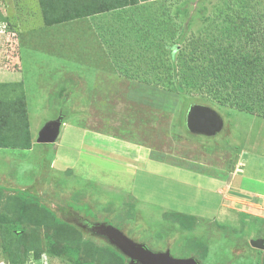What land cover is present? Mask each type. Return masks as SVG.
Returning a JSON list of instances; mask_svg holds the SVG:
<instances>
[{
  "label": "rangeland",
  "instance_id": "374dc122",
  "mask_svg": "<svg viewBox=\"0 0 264 264\" xmlns=\"http://www.w3.org/2000/svg\"><path fill=\"white\" fill-rule=\"evenodd\" d=\"M223 1L147 0L45 25L38 0H0V68L10 69L0 78L21 77L32 137L29 149L0 147V264H26L34 250L39 264H79L65 247L78 250L79 262L130 264L91 229L101 222L174 258L264 264V249L251 244L264 238V116L204 105L197 84L176 93L169 84L174 60H189L187 72L200 77L211 56L204 47L223 36ZM240 4L255 5L264 23V0ZM181 30L187 39L174 46ZM198 33L206 43L193 50ZM194 105L215 111L221 128L191 131ZM51 121L57 136L38 142ZM172 165L190 175L170 177ZM235 167L255 197L243 190L231 204L226 190L202 181Z\"/></svg>",
  "mask_w": 264,
  "mask_h": 264
},
{
  "label": "trees",
  "instance_id": "16d2710c",
  "mask_svg": "<svg viewBox=\"0 0 264 264\" xmlns=\"http://www.w3.org/2000/svg\"><path fill=\"white\" fill-rule=\"evenodd\" d=\"M142 1L147 0H38V3L43 23L53 25L126 8ZM240 3L241 0H225L221 3L223 7L220 10H225L223 28L220 25L223 36L212 40L204 47L211 56H206L209 58L208 63L207 66L201 67L200 77L196 78L193 72H187L191 68L187 65L189 60L181 65L177 64L178 60H174V64H171L172 75L169 84L174 86V93L182 90L186 85L189 88L197 84L204 94V105H210L213 102L228 104L234 108L264 116V64L261 62L264 60L262 57L264 23L257 15L261 10H257L255 5L246 6L247 9ZM205 6L208 5L205 4ZM241 8L244 10L241 11ZM209 18L211 17L208 16L205 19V24ZM5 19L6 17L0 14V20L4 22ZM187 34L184 35L181 30L173 41L185 42ZM233 36L236 37L235 42L232 40ZM225 39H229L230 42L222 46V41ZM204 43L206 41L200 40L199 33L191 35L189 40L193 50L194 45L196 48ZM168 49L174 50L175 47L169 45ZM191 55V58L194 57L193 54ZM7 90L10 91L7 92ZM31 145L32 137L21 82H0V147L29 149ZM34 251L35 256L38 257L40 253ZM64 253L79 264H88L79 262L78 250L65 247Z\"/></svg>",
  "mask_w": 264,
  "mask_h": 264
},
{
  "label": "water",
  "instance_id": "95a60500",
  "mask_svg": "<svg viewBox=\"0 0 264 264\" xmlns=\"http://www.w3.org/2000/svg\"><path fill=\"white\" fill-rule=\"evenodd\" d=\"M186 124L191 131L213 134L221 128L222 118L205 106L190 108ZM58 121L48 122L39 132L38 142H51L57 136ZM91 229L105 236L116 248L130 259V264H200L195 258H174L169 251L153 252L145 245L135 243L117 227L106 223H93ZM253 247L264 249V238L251 240Z\"/></svg>",
  "mask_w": 264,
  "mask_h": 264
},
{
  "label": "crops",
  "instance_id": "0c3cea01",
  "mask_svg": "<svg viewBox=\"0 0 264 264\" xmlns=\"http://www.w3.org/2000/svg\"><path fill=\"white\" fill-rule=\"evenodd\" d=\"M0 69H1L0 73L2 75H5L6 72L8 73L10 71V69H6V68L4 70L2 68H0ZM18 72H19L18 70L17 71L14 70V72L12 74L17 76L18 74H16V73H18ZM6 78H9V77L7 76ZM20 78L18 76H17V78L15 77L12 80H4L3 78H0V82H20L19 81ZM88 152H90V151H88ZM90 153L93 154V152H90ZM57 163H58V158L56 157V159L54 160L55 166H56ZM236 166H238V165H236ZM63 167L64 166H62L61 168H63ZM128 167H131V168L134 169V166H131V165L129 166L128 165ZM168 169H169V171H168L169 174H171V175H169L170 177H173V175H175L178 172L187 173L188 175H190V172H188V170L180 168V167H176V166H173V165L172 166H168ZM237 174L238 173H236V167H235L233 172L229 173V175L225 179H216V178L214 179V178H210V177H208V178L204 177L203 178L204 180L202 181V183L206 184V186H207V188H209V190H226L227 194L231 195V196H226L225 197V199L227 201H229V202L231 200L237 201V199H238L237 194L238 193H242V192L246 193V191H248L247 194L250 197L254 196V193L252 191L253 189H249V188L245 189L243 187V185H242V180L238 179V178H235V176H237ZM181 181H182L181 182L182 184L189 185V181L188 180H181ZM191 185H193V183ZM243 190H246V191H243ZM217 193L220 194L221 192L220 193L217 192ZM257 194H259L261 196L263 194V197H264V193L263 192L262 193H257ZM254 199H256V198H254Z\"/></svg>",
  "mask_w": 264,
  "mask_h": 264
},
{
  "label": "built area",
  "instance_id": "2783aa9c",
  "mask_svg": "<svg viewBox=\"0 0 264 264\" xmlns=\"http://www.w3.org/2000/svg\"><path fill=\"white\" fill-rule=\"evenodd\" d=\"M261 213V210H260ZM264 217V213L262 215ZM27 264H39L36 259H34L32 256H29Z\"/></svg>",
  "mask_w": 264,
  "mask_h": 264
},
{
  "label": "clouds",
  "instance_id": "9594fccd",
  "mask_svg": "<svg viewBox=\"0 0 264 264\" xmlns=\"http://www.w3.org/2000/svg\"><path fill=\"white\" fill-rule=\"evenodd\" d=\"M31 253H33V252H30V255H31ZM30 255H27L26 257H27V258H29V256H30ZM32 257H33L34 259H36V257H35L34 255H32ZM38 259L40 260V259H41V257H40V258H38ZM36 260H37V259H36ZM37 262H40V261H38V260H37ZM26 264H27V263H26Z\"/></svg>",
  "mask_w": 264,
  "mask_h": 264
}]
</instances>
